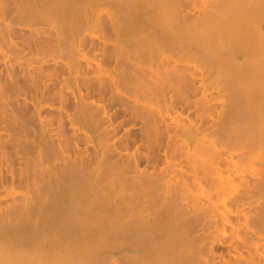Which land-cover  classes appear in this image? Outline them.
Listing matches in <instances>:
<instances>
[{"label":"bare ground","instance_id":"bare-ground-1","mask_svg":"<svg viewBox=\"0 0 264 264\" xmlns=\"http://www.w3.org/2000/svg\"><path fill=\"white\" fill-rule=\"evenodd\" d=\"M194 1L0 0V264H264V0Z\"/></svg>","mask_w":264,"mask_h":264},{"label":"rangeland","instance_id":"rangeland-1","mask_svg":"<svg viewBox=\"0 0 264 264\" xmlns=\"http://www.w3.org/2000/svg\"><path fill=\"white\" fill-rule=\"evenodd\" d=\"M189 1H192V2H190V3H193V0H189ZM196 1H197V3H200L198 0H195L194 2L196 3ZM200 1L202 2V0H200ZM205 1H206V2L208 1L207 4L210 3L209 0H205ZM205 1H204V4L206 3ZM190 3H189V5H191ZM195 3H194V4H195ZM204 4H201V5H204ZM189 5H188V6H189ZM197 5H198V7H199V4H197ZM197 5H195V6H197ZM201 5H200V7H201ZM209 5H210V4H209ZM192 6H193V5H191V7H192ZM204 6H206V4H205ZM191 7H190L189 9H191ZM193 7H194V6H193ZM198 7H197V8H198ZM194 8H196V7H194ZM194 8L192 9V13H195L196 10H197V12L195 13V15H196V14H198V12H199L198 10H200V9H194ZM208 8H209V6L207 5V7H205L204 9L207 10ZM189 9H188V10H189ZM194 10H195V11H194ZM190 11H191V10H190ZM200 11H201V10H200ZM201 12H202V11H201ZM203 12L205 13L206 11L203 10ZM203 12H202V13H203ZM72 13H73V12H72ZM89 13L91 14V12H89ZM89 13H87V14L90 15ZM199 13H200V12H199ZM202 13H201L200 15H203V14H204V13H203V14H202ZM88 15H87V16H88ZM196 16H197V15H196ZM6 53H8V52H7V51H6V52H5V51H4V52L2 51V53H0V54H2L1 57L6 56V57H4V58L7 59L8 56H9V57L12 58V60L17 58V57H16V58H13V57H15L14 54H13V55H10V54L8 53L9 55H8V54L6 55ZM3 55H4V56H3ZM12 56H13V57H12ZM8 59H10V58H8ZM17 59H18V58H17ZM19 59H20V57H19ZM10 60H11V59H10ZM20 60H21V59H20ZM196 69H197V68H196ZM197 71H198V70H196V72H197ZM209 86H210V87H209ZM209 86L207 87L208 90H206V92H207V93L210 92V94H211L212 92L215 91L214 93H216V94H214V93H212V94L215 95V96L217 97V95H218L219 93L216 92V90H214V89H213L214 91H211V89L214 88V87H213L212 85H209ZM210 94H209V95H210ZM212 94L210 95V98H211V100H212V103H213L214 100H218V99L220 100L221 97H220L219 95H218V98H216V97L212 98V97H211ZM213 99H214V100H213ZM221 100H222V99H221ZM217 102H218V101H216V103L214 104L215 106H216ZM212 106H213V105H212ZM212 106H211V108H212ZM219 107H220L219 103H218V107H217V108L214 107V108H215V110H214V115L217 114V111H218V108H219ZM211 108H210V109H211ZM207 111L210 112L209 108H208ZM211 111H212V110H211ZM175 113H177V112H175ZM209 114H211V112H210ZM170 115H172V114H170ZM211 115H213V112H212ZM174 116H175V115L173 114L172 116H170V119H167V120H171V121H169V122L172 123V121H173L172 118H173ZM176 116H178V115H176ZM173 119H174V118H173ZM178 119H179V117H178ZM178 119L175 118L173 122H175V121L178 120ZM192 121H193V120H192ZM192 121H191V122H192ZM194 121H195V120H194ZM193 123H194V122H193ZM182 124L184 125V124H186V123H182ZM186 125H187V127H188V125H189L190 128H191V125L188 124V122H187ZM193 126H194V125H193ZM187 127H186V128H187ZM187 129H188V128H187ZM172 130L174 131V129L172 128L170 132L173 133ZM175 131H177V130H175ZM133 150H134V149H133ZM133 150H130L131 152H129V154H131ZM133 153H134V151H133ZM131 155H132V154H131ZM170 161H172V160L169 159V162H170ZM160 167H161V166H160ZM162 167H163V166H162ZM228 167H229V166H227V168H228Z\"/></svg>","mask_w":264,"mask_h":264}]
</instances>
